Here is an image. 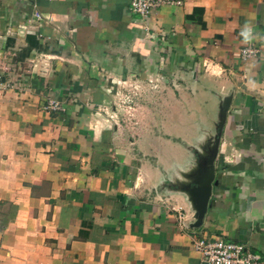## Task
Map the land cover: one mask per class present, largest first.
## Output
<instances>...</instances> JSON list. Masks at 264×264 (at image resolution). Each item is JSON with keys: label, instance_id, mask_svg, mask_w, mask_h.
I'll return each mask as SVG.
<instances>
[{"label": "crops", "instance_id": "0c3cea01", "mask_svg": "<svg viewBox=\"0 0 264 264\" xmlns=\"http://www.w3.org/2000/svg\"><path fill=\"white\" fill-rule=\"evenodd\" d=\"M0 73V264H209L193 242L217 237L264 264V0H182L144 20L130 0H0ZM208 93L219 117L229 104L195 227L193 165L163 163L157 146L177 143L142 120Z\"/></svg>", "mask_w": 264, "mask_h": 264}, {"label": "rangeland", "instance_id": "374dc122", "mask_svg": "<svg viewBox=\"0 0 264 264\" xmlns=\"http://www.w3.org/2000/svg\"><path fill=\"white\" fill-rule=\"evenodd\" d=\"M132 95L140 96L142 94V89L137 85L129 86ZM182 88H186L184 85ZM196 91V90H195ZM208 93L206 99L201 101H191L189 104L180 100L179 104H171V107H165L161 117H154L150 114V117H146L145 120H142V124L145 126L158 125L162 127V131H171L169 136L176 141L177 145L175 149L170 150L168 146L164 144V148L157 146L156 153L158 154L159 159H162L163 163H179L185 164L190 162L193 166L192 170L194 171L202 164L207 156L213 151L214 142L219 134V106L220 102L216 106V99L213 95ZM180 97V95L178 96ZM118 108L121 110H131L132 108L137 107V103L133 97L122 96L121 99L117 100ZM201 102V103H200ZM222 104L224 100L221 101ZM186 105H188L186 107ZM185 108V109H184ZM189 110L187 114L183 115V111ZM127 112V111H125ZM168 114L171 116L169 117ZM124 116L122 119L128 123L134 118H129ZM110 118H113L111 114ZM145 121V124H144ZM132 124V123H131ZM163 138L167 134H162ZM208 145H211L208 148ZM178 170V168H176ZM171 172H173L171 170Z\"/></svg>", "mask_w": 264, "mask_h": 264}, {"label": "built area", "instance_id": "2783aa9c", "mask_svg": "<svg viewBox=\"0 0 264 264\" xmlns=\"http://www.w3.org/2000/svg\"><path fill=\"white\" fill-rule=\"evenodd\" d=\"M181 4L182 0H130V9L144 20L154 8ZM257 53L258 47L256 46H246L240 49V57L244 60L254 57ZM45 107L52 111L64 110L62 102L55 98L48 100ZM178 215L179 220L183 221V215L180 213ZM193 247L209 264H263L260 256L249 251L243 242L225 240L220 237L214 239L201 238L193 242Z\"/></svg>", "mask_w": 264, "mask_h": 264}, {"label": "water", "instance_id": "95a60500", "mask_svg": "<svg viewBox=\"0 0 264 264\" xmlns=\"http://www.w3.org/2000/svg\"><path fill=\"white\" fill-rule=\"evenodd\" d=\"M228 104L229 98H225L223 106L220 110V130L222 129V126L225 121ZM219 134L215 139L213 151L209 154V156L205 158L204 162L200 164L199 167H197L195 172L192 174L194 185L192 187H190V185L188 184L182 186V188H185L189 192L190 198L195 209L194 216L196 218V221L193 223V226L195 227L201 224L207 207L209 205L212 186L217 184V180L215 179V157L218 151Z\"/></svg>", "mask_w": 264, "mask_h": 264}]
</instances>
